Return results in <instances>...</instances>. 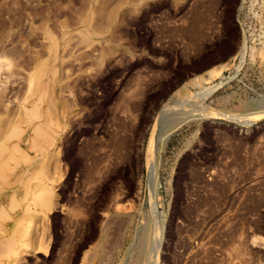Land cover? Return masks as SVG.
Wrapping results in <instances>:
<instances>
[{"label":"rangeland","instance_id":"obj_1","mask_svg":"<svg viewBox=\"0 0 264 264\" xmlns=\"http://www.w3.org/2000/svg\"><path fill=\"white\" fill-rule=\"evenodd\" d=\"M0 144V264H264V0H0Z\"/></svg>","mask_w":264,"mask_h":264},{"label":"bare ground","instance_id":"obj_2","mask_svg":"<svg viewBox=\"0 0 264 264\" xmlns=\"http://www.w3.org/2000/svg\"><path fill=\"white\" fill-rule=\"evenodd\" d=\"M96 1V0H95ZM106 1V0H105ZM92 2H94V1H92ZM116 2V1H115ZM118 2V1H117ZM116 2V3H117ZM125 3H127V2H125ZM98 4V3H97ZM101 5H102V3H100ZM105 4V3H104ZM103 4V5H104ZM118 4V3H117ZM84 5H87V4H84ZM102 5V6H103ZM108 5V4H107ZM111 5V4H110ZM110 5H108V6H110ZM112 5L114 6V4L112 3ZM116 5V4H115ZM121 5H123V4H121ZM102 6H100V8L102 7ZM106 6V5H105ZM112 6V7H113ZM119 6V5H118ZM118 6H117V8H118ZM128 6V5H127ZM6 7V6H5ZM88 7H89V5H88ZM104 7V6H103ZM99 8V9H100ZM105 8V7H104ZM111 8V7H110ZM117 8H115V10L113 9V10H107V11H104V10H106V8L103 10L104 11V13H102V17L104 18V19H106L107 20V22L110 20L109 18H112L113 17V14H114V12H112V11H116V9ZM126 8V7H125ZM7 10V9H6ZM91 12H92V9H91ZM99 12V11H98ZM90 13V12H89ZM97 13V12H96ZM98 14V13H97ZM118 14V13H117ZM117 17V16H116ZM114 18V17H113ZM93 19V18H92ZM109 19V20H108ZM88 20H89V18H88ZM96 20H98V19H96ZM117 20V19H116ZM115 20V21H116ZM84 22V21H83ZM98 22H99V20H98ZM106 22V21H105ZM104 22V23H105ZM87 23H89V22H87ZM90 24V23H89ZM99 24L100 23H98L97 24V26H99ZM102 24V23H101ZM92 26V25H91ZM101 27V26H100ZM106 27V26H105ZM83 28V27H82ZM107 28V27H106ZM92 29H93V27H92ZM85 30H86V28H85ZM102 30V29H101ZM105 30V29H104ZM91 31V30H90ZM89 31V32H90ZM98 31V30H97ZM102 32L103 31H101V34H102ZM94 33V32H93ZM95 34V33H94ZM91 35V34H90ZM93 35V34H92ZM89 36V35H88ZM85 37H87V36H85ZM88 38V37H87ZM54 39V38H53ZM90 39V38H89ZM88 39V40H89ZM53 41V40H52ZM57 44V43H56ZM52 45V44H51ZM51 47V46H50ZM53 48H56V47H53ZM51 49V48H50ZM51 51V50H50ZM113 51V50H112ZM57 56V55H56ZM55 58V57H54ZM38 73V72H37ZM39 76V75H38ZM37 77V76H36ZM217 86V85H216ZM208 93V92H207ZM207 93H204L203 95H202V100L204 99V96L207 94ZM39 110V109H38ZM195 111V110H194ZM197 114H199V113H193V114H191V115H189L188 117H190V116H192V115H197ZM185 119H178L177 121H175L172 125H170L168 128H167V130H166V132L160 137V142H163V139L167 136V135H169L173 130H175L178 126H180L181 124H182V122L184 121ZM14 123V122H13ZM16 125V124H15ZM40 125V124H39ZM43 126V125H42ZM4 127H6V126H4ZM14 127H16V126H14ZM13 128V126L11 127V129ZM15 129H17V128H15ZM15 129H13V130H15ZM35 130H36V132L38 133V134H42L43 133V129L41 128V126H35V128H34ZM21 130V129H20ZM19 130V131H20ZM33 130V129H32ZM45 130V129H44ZM12 131V130H11ZM10 131V132H11ZM15 131H17V130H15ZM19 131H17V132H15V133H18ZM10 134V133H9ZM19 134V133H18ZM11 135H14L13 133L12 134H10V135H8V136H10L9 137V140L11 139ZM6 136V135H5ZM14 137V136H13ZM6 138V137H5ZM7 139V138H6ZM16 139V138H15ZM35 140V139H34ZM2 142V141H1ZM3 142H5V140L3 141ZM5 144H7V143H5ZM4 147L5 146H3V145H1L0 144V176H2L3 174H5V172H3V174L1 173V170H2V168L4 167V166H6V164H5V162H4V157H3V151H4ZM10 147V146H9ZM5 148H7V147H5ZM159 150H160V148H159ZM14 151H20V149H19V147H16L15 149H14ZM10 152V151H9ZM8 152V153H9ZM22 153V152H21ZM12 154H14V153H12ZM20 156V155H19ZM22 157V156H21ZM26 159L27 158V156L25 155V156H23V158L22 159ZM18 158L16 157V160H17ZM27 159H29V158H27ZM26 159V160H27ZM30 161H31V159H30ZM18 162V161H17ZM16 162V163H17ZM23 162V161H22ZM6 163H8V161H6ZM18 164H19V162H18ZM13 165V164H12ZM5 168V167H4ZM11 168V167H10ZM14 168V167H13ZM2 174V175H1ZM6 175V174H5ZM153 176L155 177L156 176V164H155V162H154V165H153ZM5 177H7V176H5ZM4 177V178H5ZM4 178H3V180H4ZM6 179V178H5ZM7 182V181H6ZM13 200V199H12ZM17 205V204H16ZM11 206V205H10ZM10 206L8 207V208H10ZM13 207H14V205H12ZM2 209V208H1ZM4 210H5V208L4 209H2V211L4 212ZM11 211H12V209H10ZM7 211V210H6ZM0 212H1V210H0ZM2 212V213H3ZM6 214H8L7 212H6ZM5 214V215H6ZM3 215H4V213H3ZM7 216V218H9L8 217V215H6ZM26 217L28 216V214L27 215H25ZM6 218V217H5ZM21 218H23L24 220L26 219V218H24V216L23 217H21ZM23 219H20V220H23ZM27 220V219H26ZM23 222V221H22ZM25 224V223H24ZM23 226V224L22 223H18L17 222V225L15 226V232L18 230V231H20L21 230V228H20V226ZM26 225V224H25ZM25 227V226H24ZM19 228H20V230H19ZM5 229V228H4ZM3 230V229H2ZM5 231V230H4ZM8 231V230H7ZM17 231V232H18ZM3 233V232H2ZM1 233V234H2ZM20 233H21V231H20ZM22 235V234H21ZM11 236V235H10ZM9 236V239H5L6 241H7V243L8 244H12L13 242H14V240H13V238H11ZM3 238H5V237H3ZM1 242V241H0ZM3 243H5V242H3ZM6 243V244H7ZM6 244H4V245H6ZM6 247H7V245H6ZM0 248H1V245H0ZM3 248V247H2ZM3 249H6V248H3ZM1 251H2V249H1ZM0 251V253H4V252H1ZM4 251V250H3ZM6 251V250H5ZM11 257V256H10ZM2 258V257H1ZM4 258V257H3ZM11 259V258H10ZM1 260V259H0ZM9 260V259H8ZM2 262V261H1Z\"/></svg>","mask_w":264,"mask_h":264},{"label":"flooded vegetation","instance_id":"obj_3","mask_svg":"<svg viewBox=\"0 0 264 264\" xmlns=\"http://www.w3.org/2000/svg\"><path fill=\"white\" fill-rule=\"evenodd\" d=\"M221 18V15L219 16ZM225 22H223V20L221 21V25H223Z\"/></svg>","mask_w":264,"mask_h":264}]
</instances>
